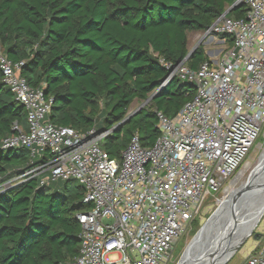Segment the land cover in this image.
Listing matches in <instances>:
<instances>
[{"label":"trees","instance_id":"trees-1","mask_svg":"<svg viewBox=\"0 0 264 264\" xmlns=\"http://www.w3.org/2000/svg\"><path fill=\"white\" fill-rule=\"evenodd\" d=\"M237 1L0 0V49L12 63H24L21 76L52 99L49 122L112 131L102 145L118 159L136 135L143 147L155 145L157 111L174 118L194 99L189 82L174 78L163 86V62L183 61L188 33L209 28L224 12L245 19V3L231 8ZM206 60L199 46L188 65L196 70ZM158 89L147 108L118 126L135 101H148ZM26 122L0 69V187L32 167L28 149L1 148L15 125L26 130ZM77 184L66 181L62 191H52L34 178L0 190V264H74L81 234L75 215L88 208Z\"/></svg>","mask_w":264,"mask_h":264},{"label":"built area","instance_id":"built-area-1","mask_svg":"<svg viewBox=\"0 0 264 264\" xmlns=\"http://www.w3.org/2000/svg\"><path fill=\"white\" fill-rule=\"evenodd\" d=\"M238 2L248 7L245 19L226 11L202 35L229 37L232 46L209 49L196 70L187 57L163 62V86L174 78L189 82L194 99L174 118L157 111L155 145L143 147L136 135L118 159L102 145L112 131L80 132L49 122L52 99L21 76L24 63H12L0 49L4 83L27 114V129L16 124L1 148L28 149L32 164L13 182L75 181L84 190L88 210L75 215L81 234L74 264H169L206 203L215 202L249 161L264 134V0ZM243 264H264V244Z\"/></svg>","mask_w":264,"mask_h":264},{"label":"water","instance_id":"water-1","mask_svg":"<svg viewBox=\"0 0 264 264\" xmlns=\"http://www.w3.org/2000/svg\"><path fill=\"white\" fill-rule=\"evenodd\" d=\"M239 5L237 1L231 8ZM197 45L194 49L189 51L188 59L194 54ZM159 91H155L154 95L148 99L150 102ZM141 110L129 114L118 126H122L136 116ZM251 210L253 217L251 224L247 230L239 236L238 239L229 244L220 254L214 264H228L241 246L253 235L256 227L264 216V175L255 180L250 178L248 183L243 184L240 188L231 194L224 207H220L201 227L191 244L187 248L190 251L191 259L189 264H200L207 255L212 254L219 249L226 236V231L232 228L241 220L243 213ZM186 253L184 254L180 264L183 262Z\"/></svg>","mask_w":264,"mask_h":264},{"label":"rangeland","instance_id":"rangeland-1","mask_svg":"<svg viewBox=\"0 0 264 264\" xmlns=\"http://www.w3.org/2000/svg\"><path fill=\"white\" fill-rule=\"evenodd\" d=\"M195 35H191L189 39V51L194 49L197 45L203 46L206 50V53L209 49H212L215 45H211L209 41H199V37L204 34V30H196L192 31ZM197 37L198 39H194ZM149 103L143 101H135L129 108V114L135 113L139 110H143L147 108ZM264 153V134L258 140L255 149L251 153L250 159L247 164L243 167L242 172L239 176L233 181V183L228 187L226 191H221L218 196L216 197V201H213V198L210 199L205 207L202 216L196 219V222L189 228V233L181 238L173 252V258L169 264H180L184 254L187 251V248L191 244L192 240L201 229V227L208 221V219L222 206L225 205L226 201L231 197V194L240 188L243 184L248 183L250 181L251 176L255 174V167L259 163L262 154ZM117 159V158H116ZM39 163V160L36 161ZM253 173V174H252ZM49 175H46L48 177ZM16 182L13 180H9L4 185L0 187V190H7L12 185H16ZM65 182H54L52 184V191L55 189L58 191H62L64 188ZM78 185V184H77ZM72 187V186H71ZM88 209L85 208L82 212H86ZM264 244V216L262 217L261 221L259 222L258 226L256 227L253 235L244 243L241 248L237 251L234 257L228 264H243L245 260L252 255L255 250H259L260 247ZM116 257H111L110 260H115Z\"/></svg>","mask_w":264,"mask_h":264},{"label":"bare ground","instance_id":"bare-ground-1","mask_svg":"<svg viewBox=\"0 0 264 264\" xmlns=\"http://www.w3.org/2000/svg\"><path fill=\"white\" fill-rule=\"evenodd\" d=\"M263 175H264V153L262 154L259 163L255 167V174L253 175L252 178H254L255 180H258ZM223 207L224 206H222V208ZM252 217H253V214L251 213V210H248L247 212L243 213L241 216L242 219L237 222V224L232 228V230H231V226H230V229H228L226 231L227 232L226 236L224 237V239H223L224 241H223L222 245L220 246V248L215 250L212 254L207 255L206 258L203 259V261H201L200 264H214L215 261L220 256V254L222 253V251L229 244H231L233 241L238 239L239 236L242 235L247 230V228L251 224L250 220ZM189 259H191V256H190V251L188 250V252L186 253V256H185V258L181 264H189V262H188Z\"/></svg>","mask_w":264,"mask_h":264},{"label":"crops","instance_id":"crops-1","mask_svg":"<svg viewBox=\"0 0 264 264\" xmlns=\"http://www.w3.org/2000/svg\"><path fill=\"white\" fill-rule=\"evenodd\" d=\"M193 36V35H195L192 31L191 32H189L188 33V38L190 39V36ZM194 39H198L197 37L195 38V36H194ZM199 41H209L208 43L209 44H212L211 42L212 41H220V45L219 46H214L215 48L216 47H219V48H222V47H224V46H228V44L229 45H231V38H229V37H223V36H220V37H217V39H215V38H209V39H203L202 38V36L201 37H199V39H198ZM223 41H225V44H223L224 42ZM214 47L212 48V49H214ZM211 50V49H210Z\"/></svg>","mask_w":264,"mask_h":264}]
</instances>
